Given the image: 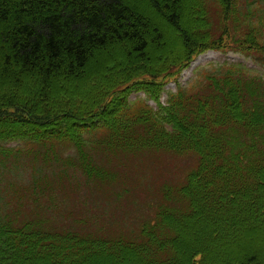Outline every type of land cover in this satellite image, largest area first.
Here are the masks:
<instances>
[{
    "label": "trees",
    "instance_id": "16d2710c",
    "mask_svg": "<svg viewBox=\"0 0 264 264\" xmlns=\"http://www.w3.org/2000/svg\"><path fill=\"white\" fill-rule=\"evenodd\" d=\"M242 1L0 0V183L13 195L0 264H264V79L224 66L161 102L167 81L223 48ZM248 29L236 44L264 60ZM151 151L197 167L140 205L150 174L135 183L98 158ZM86 186L133 227L97 228Z\"/></svg>",
    "mask_w": 264,
    "mask_h": 264
},
{
    "label": "rangeland",
    "instance_id": "374dc122",
    "mask_svg": "<svg viewBox=\"0 0 264 264\" xmlns=\"http://www.w3.org/2000/svg\"><path fill=\"white\" fill-rule=\"evenodd\" d=\"M217 12V11H216ZM213 23L215 27L220 26L221 30L223 27L221 15L217 13H212ZM236 17V16H235ZM234 17V18H235ZM227 30H229V36H225V42L222 49L220 50H209L204 52L197 57L191 63L190 67L183 70L175 79L167 81V84L162 93L161 102L165 104L171 94H176L178 90L183 88H191L196 85L202 74L206 71H212L220 67H230L232 65H241L253 76L261 77L264 79V66L261 64L264 62L263 59H258L262 55L257 51H249L246 45L236 44V40H243L245 32H247L248 26H252L259 30L264 36V0H245L240 3V14L237 15L234 22L225 23ZM251 29V28H250ZM220 30V32H221ZM219 32V33H220ZM218 33V34H219ZM229 41V42H228ZM264 43V40H262ZM130 100L133 102L145 103L148 100L144 93L132 94ZM149 106L156 108V103L153 101H148ZM20 145L8 144L5 148H19ZM99 161L106 168L110 170H118L119 173L130 176L134 182L137 183L140 179L142 170L145 173L150 174L152 179L153 191L150 193V197H142L138 204L144 205L146 200L154 202L156 199V191L160 189L163 185L168 183H175L180 180L181 172L184 170H194L197 167V161L190 156H176L172 154H166L159 151L144 152L140 157H129L127 160H122L121 164L108 159H119L115 157H99ZM5 170V169H3ZM21 179L17 182L18 185H22L23 181L26 182V177L21 174ZM128 178V177H127ZM120 180V179H119ZM28 181V180H27ZM125 181V180H124ZM124 181H121L122 183ZM119 182V184H121ZM29 183V181H28ZM148 186L147 181L144 183ZM90 187L83 188L82 204L85 203L84 208L89 210L90 216L96 223L97 228L103 226V224L108 225V228L116 227L117 224L126 225L124 228H132V224L128 223L122 217L109 221L111 212V206L108 203L102 204L94 197H88L84 199V194L88 196V189ZM131 190V188H130ZM1 196L0 203L3 202L4 205H8V202L13 197L10 196L12 192L7 188L5 183H0ZM103 199L107 202L109 201L108 196L111 197L110 190H105L101 193ZM122 204H129L127 201H123ZM137 204V205H138ZM114 205V204H113ZM110 208V209H108ZM131 208V206H129ZM128 208V209H129ZM135 209V206H134ZM24 212H28L27 208H23ZM147 210L144 213L149 212ZM143 213V214H144ZM107 219V220H106ZM106 220V221H105ZM118 222V223H117ZM137 224L135 220L131 221Z\"/></svg>",
    "mask_w": 264,
    "mask_h": 264
}]
</instances>
